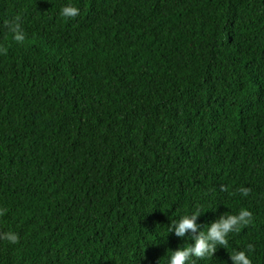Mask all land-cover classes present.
I'll return each instance as SVG.
<instances>
[{
  "label": "trees",
  "instance_id": "trees-1",
  "mask_svg": "<svg viewBox=\"0 0 264 264\" xmlns=\"http://www.w3.org/2000/svg\"><path fill=\"white\" fill-rule=\"evenodd\" d=\"M0 50V264H167L242 208L189 259L264 264V0H0Z\"/></svg>",
  "mask_w": 264,
  "mask_h": 264
},
{
  "label": "clouds",
  "instance_id": "clouds-1",
  "mask_svg": "<svg viewBox=\"0 0 264 264\" xmlns=\"http://www.w3.org/2000/svg\"><path fill=\"white\" fill-rule=\"evenodd\" d=\"M59 14L65 18H74L79 14V9L68 3L61 6ZM8 27L15 41H23L24 33L20 30L19 23L13 21ZM248 191L249 189L247 188L240 189L242 195H247ZM198 214L199 212L196 211L190 215L182 216L178 222L173 220L172 224L174 225L175 234L177 236H184L187 230H195L197 227L195 220ZM249 223H251V212L243 208L235 215L229 214L226 218L222 217L219 221L213 222L206 233L202 232L199 236L195 237L194 244L172 250L167 264H194V261L189 259L190 257L205 258L212 256L217 245L224 246L227 244L226 237L230 232L239 231L241 227ZM170 231H172V227L168 226V233ZM0 239L16 243L17 235L14 232H7L0 234ZM229 258L233 264H251L249 256L242 250L230 254Z\"/></svg>",
  "mask_w": 264,
  "mask_h": 264
}]
</instances>
